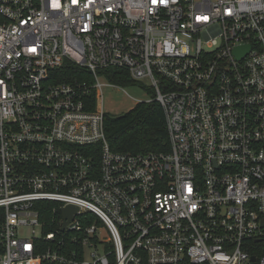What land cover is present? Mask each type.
<instances>
[{
    "label": "built area",
    "instance_id": "obj_1",
    "mask_svg": "<svg viewBox=\"0 0 264 264\" xmlns=\"http://www.w3.org/2000/svg\"><path fill=\"white\" fill-rule=\"evenodd\" d=\"M66 63L93 82H59ZM111 69L149 82L167 151L111 149ZM263 252L264 0H0V264Z\"/></svg>",
    "mask_w": 264,
    "mask_h": 264
},
{
    "label": "trees",
    "instance_id": "obj_2",
    "mask_svg": "<svg viewBox=\"0 0 264 264\" xmlns=\"http://www.w3.org/2000/svg\"><path fill=\"white\" fill-rule=\"evenodd\" d=\"M103 73L115 86L127 87L139 83L132 80L124 70L111 69ZM57 75L58 81L64 83H91L94 80L87 69L70 63H66ZM150 90L154 97V91ZM105 129L114 152L140 154L169 149L166 116L162 106L156 101L137 104L130 112L120 117L107 114ZM41 205L46 208L51 206L50 203ZM89 217L94 219L92 215Z\"/></svg>",
    "mask_w": 264,
    "mask_h": 264
},
{
    "label": "rangeland",
    "instance_id": "obj_3",
    "mask_svg": "<svg viewBox=\"0 0 264 264\" xmlns=\"http://www.w3.org/2000/svg\"><path fill=\"white\" fill-rule=\"evenodd\" d=\"M105 81V80H103ZM102 90L103 104L100 108L107 114L120 117L130 112L138 103L151 101L153 93L150 90L149 82L144 81L134 86H106ZM27 234V232H25ZM100 235L107 240L110 234L103 223L100 224Z\"/></svg>",
    "mask_w": 264,
    "mask_h": 264
},
{
    "label": "water",
    "instance_id": "obj_4",
    "mask_svg": "<svg viewBox=\"0 0 264 264\" xmlns=\"http://www.w3.org/2000/svg\"><path fill=\"white\" fill-rule=\"evenodd\" d=\"M77 212H78V208L75 207V206H67L66 208H64L63 217L65 219V224H64V226L62 228V231H64L66 226H67V224L74 219V217L77 214Z\"/></svg>",
    "mask_w": 264,
    "mask_h": 264
}]
</instances>
